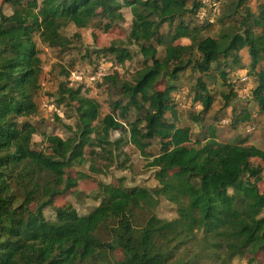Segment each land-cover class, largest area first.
Masks as SVG:
<instances>
[{"label":"trees","instance_id":"trees-1","mask_svg":"<svg viewBox=\"0 0 264 264\" xmlns=\"http://www.w3.org/2000/svg\"><path fill=\"white\" fill-rule=\"evenodd\" d=\"M4 3L12 13L0 11V264H232L237 259L252 264L264 250V189L259 188L263 171L251 161L264 162V151L248 137L220 142L210 127L204 142L193 145L191 128L178 125L173 94L188 69L208 80L217 75L225 85L229 73L244 69L246 49L247 74L256 80L249 101L264 112V0L254 7L247 0L231 2L217 17L216 38L203 36L214 23L196 21L200 0ZM124 8L132 15L126 45L112 43L82 58L91 69L100 60L125 68L134 58L127 45H134L141 67L129 78L114 72L97 84L110 95L105 115L99 101L82 95L84 86H70L71 71L63 72L66 80L51 99L74 118L73 126L65 125L70 134H43V147L34 149L38 131L32 119L38 115L35 98L43 71L36 38L48 49L66 51L72 40L62 29L73 25L107 33L125 21ZM182 39L190 44H178ZM201 77L193 98L202 107L192 119L197 123L214 103ZM228 87L221 96L223 107H231L230 124H247L251 109L236 108L238 88ZM131 112L135 118L128 121ZM55 120L61 122L57 114ZM113 132L119 133L115 140ZM155 141L158 153H148ZM127 145L147 160L158 187L99 183V204L86 215L65 204L54 209L53 219L45 217L56 198L80 195L77 178L84 174L74 178L69 170L89 160L113 162ZM160 198L175 205L176 218L156 216Z\"/></svg>","mask_w":264,"mask_h":264},{"label":"rangeland","instance_id":"rangeland-1","mask_svg":"<svg viewBox=\"0 0 264 264\" xmlns=\"http://www.w3.org/2000/svg\"><path fill=\"white\" fill-rule=\"evenodd\" d=\"M236 0H220V13L222 14L227 10L229 4ZM249 5L255 6L256 0H247ZM5 0H0V11L5 15L12 13V8L9 4L4 3ZM254 10V8H253ZM125 21L114 25L107 33H102L95 27L88 29H77L73 25H69L62 29V34L72 40V46L66 51L48 49L43 46L38 38L37 44L40 50V57L42 60V75L40 79V91L36 96V104L38 106V115L32 122L37 127V134L33 137V148L40 149L43 147V134H57L61 137L69 136L70 132L65 125L73 126L74 118L70 117V112L65 107L57 109L52 99L55 101V93L58 89V85L64 82L66 79L63 72L71 71L78 72L83 78L80 81H76L77 76L72 80H69L70 86H84L82 95L96 99L101 103V112L103 115L109 113L108 102L110 95L106 88L98 87V82H89V76L91 66L89 59L82 58L86 51H98L102 48L109 47L112 43L125 44L127 43V36L131 26L132 15L129 8L122 10ZM217 17L213 26L207 29L204 33V37L216 38L220 25ZM166 27L162 30L164 33ZM77 34L78 37H75ZM178 44L188 45L189 40L182 39L177 42ZM129 50L134 55L131 62H127L125 68L121 67L120 72L125 75L131 76V74L141 67V59L138 56V48L134 45H127ZM159 56H163V49L159 48ZM243 70H237V72H231L228 75L227 83L224 85L219 77L216 76V80H208L201 77L200 74L191 70H186L180 74V79L176 83L177 91L173 94V99L176 104L180 127H190L192 131V143L196 140L203 141L206 136L208 128H212L216 131L217 138L220 142L234 143L237 139L248 137V143L264 151V112L258 113L256 103L252 100V92L256 87V80L254 76H248V64L249 57L246 49L241 51ZM264 67V62L262 63ZM128 72V73H127ZM76 74V75H78ZM126 76L129 78V76ZM242 76H247L248 79L245 82L240 81ZM202 78L210 94L214 97V103L206 116H202L200 122H194L192 119L198 117L202 107L193 101L194 88L198 78ZM69 78H71L69 76ZM245 80V79H244ZM230 86H236L239 99L233 101V105L236 108L248 107L251 110V119L247 124H240L233 127L230 124L232 119L231 107L225 109L223 107V99L221 93L229 91ZM244 90V91H243ZM246 90V92H245ZM242 92V93H241ZM246 95L249 98H244ZM52 98V99H51ZM49 103L50 107L46 108L44 105ZM239 111V110H238ZM56 114L61 118V122L55 120ZM169 117V116H168ZM135 113L131 112L128 116V121H133ZM249 125V126H247ZM248 129H251L248 131ZM250 134V135H249ZM119 133L113 132L111 134V140L118 138ZM204 142V141H203ZM159 150L158 143L152 142L150 147L147 148V152L151 154H157ZM115 159L113 162L108 160L98 159L95 162L89 160L84 166L69 170L68 173L77 178L79 173L84 174L83 178H77L78 187L77 192L80 195H63L55 199L52 208L44 210V215L47 219H53L54 209L65 204H71L80 215H86L99 204V194L96 193L98 184H117V181H123L124 185L128 188L132 187H146L154 189L158 187L157 181L154 179V170L147 167V160L141 156V154L130 145L123 146L118 152L115 153ZM254 166H259L263 173V182L259 184L261 191L264 189V162L259 159H252ZM91 165L95 170L91 169ZM123 166V169H121ZM155 214L160 219L171 220L177 217L176 207L172 203L166 201L164 198L159 199V204L155 210ZM264 215V212H263ZM115 258L120 259V254H116ZM232 264H247L246 259H237ZM252 264H264V250L259 252Z\"/></svg>","mask_w":264,"mask_h":264},{"label":"built area","instance_id":"built-area-1","mask_svg":"<svg viewBox=\"0 0 264 264\" xmlns=\"http://www.w3.org/2000/svg\"><path fill=\"white\" fill-rule=\"evenodd\" d=\"M220 14V2L219 0H200V8L197 12L196 21L198 24H213L215 22V18L218 17ZM121 66L116 65L112 61H106V60H100L95 68L91 69L90 76H89V82H95L101 83L102 80L108 76L113 74L114 72H120ZM75 76H77L76 81H80V78H83L81 74H78V72H71L69 79H73ZM78 74V75H76ZM243 78L240 79V81L245 82L247 81V76H242ZM245 79V80H244ZM71 83V82H70ZM72 84V83H71ZM244 91V90H243ZM246 92V90H245ZM242 93V92H241ZM47 102V105H44L46 108H49L50 105ZM251 129H248L250 131Z\"/></svg>","mask_w":264,"mask_h":264}]
</instances>
